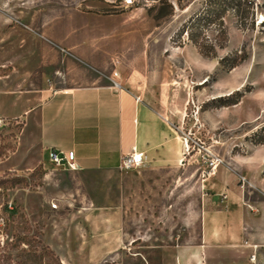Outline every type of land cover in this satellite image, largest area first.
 <instances>
[{
  "label": "crops",
  "instance_id": "crops-1",
  "mask_svg": "<svg viewBox=\"0 0 264 264\" xmlns=\"http://www.w3.org/2000/svg\"><path fill=\"white\" fill-rule=\"evenodd\" d=\"M82 1L89 8L80 10V0H0V120L22 121L18 149L23 154L37 149L49 159L50 150L74 151L73 172L120 174L125 197L83 212L85 220L102 215V247L91 257L110 258L132 237L135 257L158 264H264L263 190L249 187L247 176L225 164L201 175L192 190L182 117L155 104L152 87L146 93L136 75L118 66L121 88L76 67L72 56L90 51L94 43V7L127 9L116 0ZM54 60L63 78L47 83ZM20 65L26 74L16 73ZM10 66L15 72L6 70ZM140 153V165L122 168L124 156ZM157 178L165 180L158 186L160 198L153 196Z\"/></svg>",
  "mask_w": 264,
  "mask_h": 264
},
{
  "label": "rangeland",
  "instance_id": "rangeland-1",
  "mask_svg": "<svg viewBox=\"0 0 264 264\" xmlns=\"http://www.w3.org/2000/svg\"><path fill=\"white\" fill-rule=\"evenodd\" d=\"M207 1L137 0L123 10L98 5L92 49L72 57L76 67L104 81L117 68L136 75L146 93L152 87L155 104L182 117L181 134L191 145L186 167L192 190L218 157L247 176L249 187L264 192V0H253L246 26L234 11L227 12L224 28L219 21L199 20ZM84 8L88 4L80 0L79 9ZM79 27H84L80 21ZM202 44L210 55L201 52ZM243 56L245 61L231 66ZM19 67L16 73L26 74ZM58 67L54 60L47 68V83L62 80ZM6 70L15 72L13 66ZM147 81L153 83L149 88ZM22 127L21 120H0V264H158V259L135 257L132 237L110 258L91 257L102 247V215L85 220L83 212L104 200L123 199V179L119 173L58 167L37 149L23 154L18 149ZM12 165L16 170H7ZM163 181L154 180L155 198ZM129 192L133 233L136 192ZM154 213L158 217L160 211Z\"/></svg>",
  "mask_w": 264,
  "mask_h": 264
},
{
  "label": "built area",
  "instance_id": "built-area-1",
  "mask_svg": "<svg viewBox=\"0 0 264 264\" xmlns=\"http://www.w3.org/2000/svg\"><path fill=\"white\" fill-rule=\"evenodd\" d=\"M137 3V0H123L122 4L126 8H131L134 7ZM108 79L118 88H121L122 85L119 81H117V78L120 77V72L117 69H113L110 75L107 76ZM184 142H185V152H184V157L190 153V139L187 136H184ZM142 157L143 154H130L124 156L122 160V168L129 169L133 168L135 166H138L142 163ZM49 160L56 166L58 167H63V168H68V169H77L76 165V154L74 151H69V152H60L57 150H50L48 154ZM221 160L218 157H214L211 159L209 163V170L206 171L204 176H209L211 174H214L220 165ZM52 208L57 209L59 207L58 203L53 202ZM10 207L12 208V204H10Z\"/></svg>",
  "mask_w": 264,
  "mask_h": 264
},
{
  "label": "trees",
  "instance_id": "trees-1",
  "mask_svg": "<svg viewBox=\"0 0 264 264\" xmlns=\"http://www.w3.org/2000/svg\"><path fill=\"white\" fill-rule=\"evenodd\" d=\"M254 5L255 2H253V0H208L206 12L199 20L205 21L206 23H216L219 21L224 28V18L227 12L234 11L238 22L242 26H246L248 24L247 21L249 16L253 13L252 9ZM199 47L204 55H210L208 52L210 50L205 44H202ZM246 59V56L234 58V62L231 66L234 67Z\"/></svg>",
  "mask_w": 264,
  "mask_h": 264
}]
</instances>
